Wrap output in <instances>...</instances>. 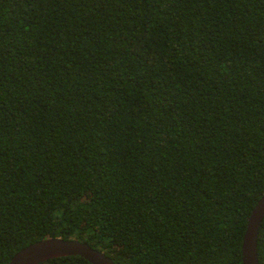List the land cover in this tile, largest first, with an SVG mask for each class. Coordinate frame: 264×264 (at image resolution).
<instances>
[{
	"label": "trees",
	"instance_id": "16d2710c",
	"mask_svg": "<svg viewBox=\"0 0 264 264\" xmlns=\"http://www.w3.org/2000/svg\"><path fill=\"white\" fill-rule=\"evenodd\" d=\"M263 195L264 0H0V264H244Z\"/></svg>",
	"mask_w": 264,
	"mask_h": 264
},
{
	"label": "water",
	"instance_id": "95a60500",
	"mask_svg": "<svg viewBox=\"0 0 264 264\" xmlns=\"http://www.w3.org/2000/svg\"><path fill=\"white\" fill-rule=\"evenodd\" d=\"M264 219V195L254 207L243 241V263L260 264L258 237ZM81 255L93 264H116L106 252L76 238L49 237L22 248L9 264H38L51 258Z\"/></svg>",
	"mask_w": 264,
	"mask_h": 264
}]
</instances>
